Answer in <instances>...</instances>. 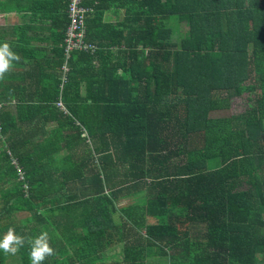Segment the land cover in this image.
I'll return each mask as SVG.
<instances>
[{"label": "trees", "instance_id": "obj_1", "mask_svg": "<svg viewBox=\"0 0 264 264\" xmlns=\"http://www.w3.org/2000/svg\"><path fill=\"white\" fill-rule=\"evenodd\" d=\"M81 4L95 48L74 51L65 85L57 76L36 96L37 114L23 92L14 110L0 101V241L9 228L26 238L0 264H30L27 238L43 231L54 254L42 264H85L70 252L74 226L101 238L121 233L115 219L163 220L143 228L175 251L169 264H264V0ZM66 11L67 0H0V15L49 21L58 74ZM8 31L0 46L15 53L26 24Z\"/></svg>", "mask_w": 264, "mask_h": 264}, {"label": "crops", "instance_id": "obj_2", "mask_svg": "<svg viewBox=\"0 0 264 264\" xmlns=\"http://www.w3.org/2000/svg\"><path fill=\"white\" fill-rule=\"evenodd\" d=\"M50 14L51 19L59 17L52 10H50ZM118 17H121V14L116 16L107 12L104 14L103 19L114 25L113 21ZM24 23L26 24V45L15 51V54L20 57L17 62L22 63L24 66L22 65V69L21 66L16 65L17 63H12L13 70L10 75L8 76V73H6L5 78L0 80V101L5 102L6 106L9 104L14 110L15 106L17 107L16 97L23 92L26 95V103L30 104L31 107L27 114H37L32 110L34 104H37L36 96L45 95L48 90H51V84L55 82V78L57 76L60 78L56 68L58 60L53 52V47H58L60 44L56 46L51 38L49 21L31 22L30 14H26V19L17 14L0 15V36L2 40L5 41L3 36L6 32L10 33L8 31L10 27L22 26ZM43 34L49 37L45 38L44 42H38L37 38H42ZM7 37L5 36L6 39ZM16 66H18V69L15 68ZM24 73H26L25 83L20 88V75ZM3 94H9L10 97L7 100L2 99L4 98ZM31 127L34 128L33 123ZM55 127L56 122L53 121L45 124L42 128L43 131H50ZM31 144H38V137H33ZM115 220L113 225L116 222L122 223L121 233L111 234V227L109 226L105 235L95 239L94 233L89 230L90 227L94 230L93 225L79 222L78 227L74 226L75 233L71 234L70 237V252L73 253V256L90 258L85 264H169V256H173L175 251L161 248L159 244H152V240L148 238L146 230L143 228L146 224H163V220L149 219L144 223H139L138 226L137 223H131L127 220ZM84 225L85 228H83Z\"/></svg>", "mask_w": 264, "mask_h": 264}, {"label": "clouds", "instance_id": "obj_3", "mask_svg": "<svg viewBox=\"0 0 264 264\" xmlns=\"http://www.w3.org/2000/svg\"><path fill=\"white\" fill-rule=\"evenodd\" d=\"M68 3L69 0H67V9H68ZM82 3V0H81ZM82 5V4H81ZM86 10V9H85ZM88 12V10H86ZM86 12V14H87ZM90 13V12H89ZM88 13V14H89ZM67 14V18H68V13L66 11ZM88 14L85 15L84 18V22L86 21ZM69 21V19H68ZM69 25V22H68ZM67 25V28H68ZM66 28V31H67ZM65 31V34H66ZM65 38V36H64ZM64 42V39H63ZM62 55H63V62L62 65L64 63V47L62 44ZM76 51V50H74ZM74 51L70 52V57L71 55L74 53ZM69 57V58H70ZM68 58V60H69ZM20 57L15 54L14 52H12L10 50V45L9 43L5 42L3 43L2 46H0V80H3L5 78V74L8 73L11 68H12V62L13 61H19ZM60 66V78H59V87L62 88V86L67 82V75L69 73V70L66 72L65 77L66 80L63 82H61V78L63 75V72L61 70ZM68 68V65H67ZM60 84H62L60 86ZM25 237L19 236L16 234L15 229L14 228H9L8 232L6 233V235L4 236L3 240L0 241V249H3L4 252L6 253H12L15 254L20 247H23L24 243H25ZM27 242L31 245V252H30V264H42V262L46 259V257L48 256H52L54 254V250L53 248L50 247L49 245V234L47 231H43L39 236L37 237H29L27 238Z\"/></svg>", "mask_w": 264, "mask_h": 264}, {"label": "built area", "instance_id": "obj_4", "mask_svg": "<svg viewBox=\"0 0 264 264\" xmlns=\"http://www.w3.org/2000/svg\"><path fill=\"white\" fill-rule=\"evenodd\" d=\"M86 10L81 5V0H69L68 3V19L69 25L65 34L63 47H64V63L61 67L63 72L62 81L66 80L65 74L68 71L67 61L70 57L71 51H89L93 50L95 47L89 44H86L83 40V32H84V18L86 15ZM57 106L63 107L61 102H57ZM1 108V103H0ZM12 163H15L12 161ZM19 171V170H18ZM18 179L23 180V174L19 171Z\"/></svg>", "mask_w": 264, "mask_h": 264}, {"label": "rangeland", "instance_id": "obj_5", "mask_svg": "<svg viewBox=\"0 0 264 264\" xmlns=\"http://www.w3.org/2000/svg\"><path fill=\"white\" fill-rule=\"evenodd\" d=\"M179 32H180V34H185V32H186V29L184 28V26H182V25H180L179 26ZM182 35V36H183ZM38 49H39V46H38ZM65 85V84H64ZM240 99L241 98H234V100L232 101V103L234 104V103H237L238 101H240ZM214 115H219V113H215ZM63 153V152H62ZM62 156V154L60 153V154H56V156H55V160H59V161H61V157ZM69 187H70V189H69V194L71 193V191H73V189H72V185H69ZM121 198V200H120V206H122V205H124V204H128V205H135V204H137V199L135 200V199H126L125 197H120ZM75 200V199H74ZM21 216L22 217H24V215H22L21 214ZM31 222V221H30Z\"/></svg>", "mask_w": 264, "mask_h": 264}]
</instances>
